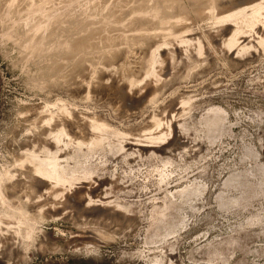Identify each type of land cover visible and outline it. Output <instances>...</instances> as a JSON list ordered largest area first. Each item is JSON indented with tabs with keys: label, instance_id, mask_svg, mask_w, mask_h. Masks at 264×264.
Returning <instances> with one entry per match:
<instances>
[{
	"label": "rangeland",
	"instance_id": "obj_1",
	"mask_svg": "<svg viewBox=\"0 0 264 264\" xmlns=\"http://www.w3.org/2000/svg\"><path fill=\"white\" fill-rule=\"evenodd\" d=\"M0 264H264V0H0Z\"/></svg>",
	"mask_w": 264,
	"mask_h": 264
}]
</instances>
